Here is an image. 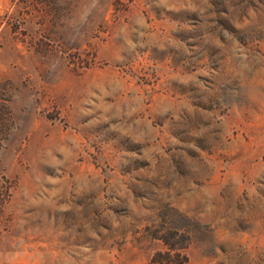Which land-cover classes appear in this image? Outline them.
Instances as JSON below:
<instances>
[{"label": "rangeland", "instance_id": "374dc122", "mask_svg": "<svg viewBox=\"0 0 264 264\" xmlns=\"http://www.w3.org/2000/svg\"><path fill=\"white\" fill-rule=\"evenodd\" d=\"M0 264H264V0H0Z\"/></svg>", "mask_w": 264, "mask_h": 264}]
</instances>
